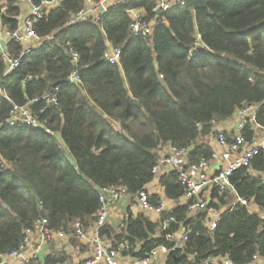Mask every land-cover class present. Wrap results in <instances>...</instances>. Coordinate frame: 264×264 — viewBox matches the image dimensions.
Masks as SVG:
<instances>
[{"label":"trees","instance_id":"trees-1","mask_svg":"<svg viewBox=\"0 0 264 264\" xmlns=\"http://www.w3.org/2000/svg\"><path fill=\"white\" fill-rule=\"evenodd\" d=\"M1 1L8 8L0 10V30L14 31L26 6ZM160 1L120 0L100 23L67 26L87 3L60 0L33 24L50 40L7 77L0 58L10 99L0 98V254L18 250L25 231L42 218L67 234L76 222L94 226L103 188L123 187L130 204L137 205L138 194L155 181L152 170L164 148L188 149L193 164L211 160L209 139L221 132L219 125L245 105L263 104L264 0H178L167 11L157 10ZM131 11L151 24L149 36H132ZM110 47L122 50L118 64L105 60ZM10 49L19 55L22 48L11 44ZM74 72L79 83L68 81ZM56 88V102L32 106L38 126L4 125L14 104H29ZM257 122L264 125V105ZM263 170L261 152L249 168L233 173L232 192L214 189L201 211L190 210L192 200L181 202L185 190L177 172L165 174L158 184L164 198L177 203L171 211L153 220L130 207L119 230L106 224L100 235L112 246L127 244L122 258L142 260L160 246L171 247L163 225L174 217L177 225L170 231L185 226L189 238L165 264H199L210 257L262 264ZM162 199L150 193L153 205ZM221 211L211 230V213ZM67 259L64 251H52L44 264Z\"/></svg>","mask_w":264,"mask_h":264},{"label":"built area","instance_id":"built-area-1","mask_svg":"<svg viewBox=\"0 0 264 264\" xmlns=\"http://www.w3.org/2000/svg\"><path fill=\"white\" fill-rule=\"evenodd\" d=\"M120 0H86L87 7L80 10L70 20L67 26H77L86 23H100L102 16L109 10V6L117 4ZM178 0H161L157 10L167 11ZM25 6L21 23L16 30L2 28L0 30V58L6 63L3 77L11 75L21 66V61L25 57H30L41 45L51 39V37H40L34 30L33 24L44 20L50 12L57 9L60 0H41L39 5L33 0H20ZM109 3H111L109 5ZM8 3L0 2V10L6 13ZM156 11V10H155ZM132 36L147 37L152 33L150 23L144 21L141 12L131 11ZM20 46L21 52L15 55L10 45ZM121 48L110 47L105 53V60L110 64H118L121 56ZM77 61V58H75ZM69 83H79L80 77L74 72L68 78ZM56 88L54 92L45 94L41 99H37L29 104L20 106L14 104L9 118L4 122L7 127L26 125L31 127L38 126L32 111V106L39 101L53 104L57 101ZM0 98L10 101L2 78H0ZM264 105V102L263 104ZM262 105L249 104L236 111L233 120L232 130L221 131L212 137L209 144L213 150L211 160H202L193 164L189 160V150L179 148H169L168 152L160 158L157 165L153 168L152 174L155 179L161 176L177 172L179 182L185 190L184 202L193 201L190 210H206L209 205L211 192L218 189L221 193L232 192L233 188L230 178L237 170L249 168L252 160L261 152H264V125L257 122V114ZM264 181V170L260 173ZM101 207L98 218L94 226L88 229L83 227L80 222H76L72 232L67 234L63 231H54L49 227L46 218L37 220L31 228L25 231L23 243L18 250L6 254H0V264H44L43 252L47 243L54 238L67 239L76 238L80 242L92 245V254L80 264H165L166 258L171 251L181 249L189 238V230L180 225L176 232H171L172 224L177 225V220L170 217L163 225L166 233V241L171 247L160 246L154 249L147 258L142 260L122 258L127 244L121 242L118 246L105 243L100 235L101 229L108 224L111 216V209L119 201L127 199L128 192L123 187H108L99 191ZM140 208L146 212L161 215L171 211L173 208L162 200L158 206L150 201L149 191H141L137 197ZM239 201L247 205L246 200ZM170 206V207H169ZM223 211V209H222ZM221 212L211 213L209 227L214 230L220 220ZM260 218L264 220V212L260 213ZM256 261L261 263L258 258ZM199 264H233L231 259L224 258L220 261L215 258H207ZM264 264V262H262Z\"/></svg>","mask_w":264,"mask_h":264},{"label":"crops","instance_id":"crops-1","mask_svg":"<svg viewBox=\"0 0 264 264\" xmlns=\"http://www.w3.org/2000/svg\"><path fill=\"white\" fill-rule=\"evenodd\" d=\"M111 3H109L110 5ZM233 120L234 116L229 119L228 121L222 123L219 125V130L221 131H230L232 130L233 126ZM212 138L209 139V144H211ZM168 151V148H164L163 152L160 153L161 158L164 156ZM149 193H157L160 194L163 198L162 200L166 201L168 205H170L172 208L176 206L177 203L169 201L164 198V192L163 189L160 188L158 184V179H155V181L152 183V185L149 187ZM182 203H185L184 200H181ZM169 206V207H170ZM132 207V210L134 212H143L146 215H148L153 220L158 219L160 216L155 213H150L142 210L137 203V205H131L130 201L128 199H123L119 201L115 206L111 209V216L108 220V224H111L115 229L119 230L124 223V217L126 215L127 210ZM77 243V244H74ZM62 250L66 253L68 256L67 262L65 264H80L83 260L88 258L91 255L92 251V245L91 244H83L76 238L68 237L67 239H60V238H54L53 240L49 241L45 247V250L43 252V256H47L52 251H58Z\"/></svg>","mask_w":264,"mask_h":264}]
</instances>
